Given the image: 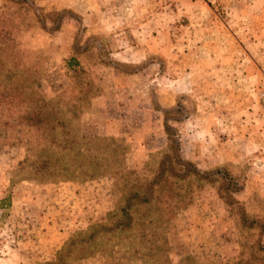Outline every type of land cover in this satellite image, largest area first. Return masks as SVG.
<instances>
[{
  "label": "rangeland",
  "instance_id": "374dc122",
  "mask_svg": "<svg viewBox=\"0 0 264 264\" xmlns=\"http://www.w3.org/2000/svg\"><path fill=\"white\" fill-rule=\"evenodd\" d=\"M244 1L0 0V25L17 45L13 61L37 78L39 94L47 101L63 96L71 117L74 98L89 90L77 103L74 134L118 140L126 148L125 167L141 171L166 149L168 128L181 158L209 179H190L192 201L163 230L136 222L130 230L89 238L115 208L114 179H42L33 164L19 166L25 149L0 130V264L55 263L61 252L60 264H173L175 257L176 264H223L237 253L238 214L219 198L221 185H233L236 193L226 197L264 221V83L253 90L256 82L243 66L223 63L232 34L242 39L249 32ZM255 7L257 32L264 30V0ZM80 56L89 64L79 65ZM229 56L249 61L242 49ZM80 71L91 86L76 79ZM106 92L99 110L107 114L92 117L93 101ZM239 95L249 99L245 112ZM162 99L174 104L163 107ZM250 175L260 188L259 211L237 197ZM254 195L249 198L257 202ZM25 219L33 257L13 251L28 234Z\"/></svg>",
  "mask_w": 264,
  "mask_h": 264
},
{
  "label": "trees",
  "instance_id": "16d2710c",
  "mask_svg": "<svg viewBox=\"0 0 264 264\" xmlns=\"http://www.w3.org/2000/svg\"><path fill=\"white\" fill-rule=\"evenodd\" d=\"M16 48L11 34L0 25V110L5 116L0 120V130L15 139L13 145L25 149L19 166L33 164L34 174L46 180L74 181L98 176L114 179L112 191L118 197L115 208L107 215V224L91 228L89 238L114 229L130 230L136 222L153 223L156 229L163 230L176 211L192 201L190 179L209 181L206 173L181 158L178 141L170 139L168 128L165 129L166 149L153 166L147 163L141 171L125 167L126 148L118 140L74 134L71 121L75 118L77 103L89 90L79 91L81 95L74 98L76 103L67 110L71 117L68 116L62 107L67 103L63 96L45 100L33 86L37 78L31 80L32 73L13 61ZM86 77L85 71L76 75L80 80ZM86 80L85 85L91 86ZM236 191L233 185L224 183L218 190L219 198L237 212L239 220L234 225L237 253L223 264H264V221L250 216L235 198L226 197L228 192ZM70 243L63 251L76 241L72 239ZM61 254L57 262L49 264H60Z\"/></svg>",
  "mask_w": 264,
  "mask_h": 264
},
{
  "label": "crops",
  "instance_id": "0c3cea01",
  "mask_svg": "<svg viewBox=\"0 0 264 264\" xmlns=\"http://www.w3.org/2000/svg\"><path fill=\"white\" fill-rule=\"evenodd\" d=\"M258 1H260V0H251L249 2H246V0L244 1L245 3L243 5L242 16L245 19H248V21H249V26H248L249 32L242 39H239L234 34H232L233 39H231V41L229 42L230 49L227 53V57L225 58L226 61H223V63L225 65H228V66L232 65V64L243 66V72L246 75V77H249L256 82L255 85H253V90L257 89L260 86V84L264 83V61H256L257 60L256 56L261 55V54H262V56H264V30L261 31L259 29V30H257V32H255L256 27H255L254 23H252V21L255 18H257V14L255 13V11H256L255 3ZM260 11L261 12L264 11V7H261ZM261 26L264 27V23H262ZM236 42L239 44V46L235 45ZM255 48H256V50L253 51ZM237 49H242L244 55L249 59V61H242L243 62L242 64H240L241 61H232V57L229 56V54L232 53V50H237ZM84 56L78 57V62H79V65H81V66H86L89 64V62L85 63V61H83ZM177 81L180 82L181 78H178ZM189 84L194 85L195 84L194 80L189 82ZM262 85H264V84H262ZM116 89L121 90L122 88H116ZM107 95L108 94L106 92L105 94H103L102 96H100L99 98H97L93 101V103H92L93 109L91 112L92 117H98V116L107 114L106 111L99 110V106L103 105L105 100H107V98H108ZM238 97L242 98V102L239 104H240V107L243 108L242 111L245 112V110H247L248 106L245 105L244 100H246V99L249 100V99L246 98L247 96L242 97L241 95H239ZM160 104L163 107L172 106L174 104V100L172 102L165 103L162 99L160 101ZM253 128L254 127H250V130L253 131L254 130ZM244 130L248 131L249 128L245 127ZM110 132L111 131L109 129H107V127H106L105 133L109 134ZM241 139L248 140L247 137H245L244 135ZM251 139H253V138H251ZM251 186H253V187H251ZM257 186H258V184L254 183L253 175H250L249 180L247 181L246 187L237 193V197L240 200L245 201L244 204H245L247 209L255 210V211L256 210H258V211L262 210L261 209L262 207L259 205L262 200H260L258 195H256L258 193V191L260 190V188H258ZM250 187L254 188L255 191H253V192L249 191ZM245 194H246L247 198L245 197ZM250 195H254L255 197L257 196V202H254L255 200L250 199L249 198ZM30 224H31L30 219L29 220L25 219L24 222H22L21 226L26 227L25 231L28 234L26 236H23L22 239L18 240L17 243L21 244L20 247H17L16 249L13 250V251H17V252L21 253L22 255H24L26 257H30V256L33 257L35 252H36L35 247L30 245L32 243V238L30 235V233H31ZM43 243H44V245H46L48 243V240L44 239ZM46 250H47V248L44 249V252H46ZM38 256H41V254H39ZM43 256H45V253L43 254ZM172 262H173V264H176V263H178V259L175 257V259H172Z\"/></svg>",
  "mask_w": 264,
  "mask_h": 264
}]
</instances>
